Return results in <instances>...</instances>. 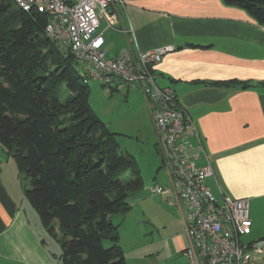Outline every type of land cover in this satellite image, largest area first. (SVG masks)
Instances as JSON below:
<instances>
[{"label":"trees","instance_id":"trees-1","mask_svg":"<svg viewBox=\"0 0 264 264\" xmlns=\"http://www.w3.org/2000/svg\"><path fill=\"white\" fill-rule=\"evenodd\" d=\"M224 2L264 25V0ZM48 21L37 9L0 0V142L28 178L25 195L43 227L60 243L57 264H128L112 215L131 210L130 197L144 190L164 194L153 190L160 184L146 187L135 155L93 109L80 63L48 36Z\"/></svg>","mask_w":264,"mask_h":264},{"label":"crops","instance_id":"crops-1","mask_svg":"<svg viewBox=\"0 0 264 264\" xmlns=\"http://www.w3.org/2000/svg\"><path fill=\"white\" fill-rule=\"evenodd\" d=\"M115 6L117 29H107L105 21L101 29L109 55L130 48L173 47L155 67L157 83L174 89L196 125L199 139L191 135L189 141L211 160L214 175L206 183L213 194L218 199L222 193L249 199L252 230L243 241L263 239L264 85L260 82H264V25L224 0H123ZM229 80L255 85L244 89L209 84ZM120 84L128 89L127 97L142 98L144 113L151 117L144 93L129 92L122 82L115 85L117 90ZM11 159L1 144L0 264H55L45 245L46 230L27 201L21 172ZM163 169L170 182L169 172ZM150 186L148 182L146 187ZM172 225L175 228L176 222ZM175 231L170 232L168 251L184 254L187 234Z\"/></svg>","mask_w":264,"mask_h":264},{"label":"built area","instance_id":"built-area-1","mask_svg":"<svg viewBox=\"0 0 264 264\" xmlns=\"http://www.w3.org/2000/svg\"><path fill=\"white\" fill-rule=\"evenodd\" d=\"M15 2L26 11L48 14L46 33L75 54L84 79L97 78L112 87L122 82L144 93L170 178L169 185H156L153 190L180 212L188 237L184 254L190 264H262L264 239L242 240L252 230L249 199L225 193L218 199L213 194L206 183L214 175L211 160L189 141L191 135L199 139L196 125L174 89L157 83L155 67L173 47L130 48L110 56L101 26L105 21L107 29H117L115 5L123 0Z\"/></svg>","mask_w":264,"mask_h":264},{"label":"rangeland","instance_id":"rangeland-1","mask_svg":"<svg viewBox=\"0 0 264 264\" xmlns=\"http://www.w3.org/2000/svg\"><path fill=\"white\" fill-rule=\"evenodd\" d=\"M85 80L91 89L89 97L91 106L110 129L119 134L117 139L121 149L128 150L135 155L145 185L148 182L150 185H168V176L162 166V150L159 139L157 142L158 136L151 117H146L141 106L142 98H137L136 95L134 98L127 97L128 89L123 84H120L119 90L112 91V86H104V83L97 78L87 76ZM132 91V89L129 90V92ZM10 161L15 163L13 159ZM20 174V184L26 193L29 180L24 173ZM16 178L18 179V176ZM208 184L215 190L211 181ZM27 201L29 202L28 199ZM130 203L132 208L127 213H118L111 217L112 221L119 225L120 243L124 249L127 263L190 264L187 256L186 258L182 257L184 256L182 252L175 251L176 254L172 255L167 248L170 232H173L174 229H176L175 232L178 231L179 234L186 235L180 212L169 206L161 194L145 190L133 195L132 198L130 197ZM174 218L177 221H174ZM174 222H176L175 228L172 225ZM40 224L43 227L41 218ZM164 225L167 226V229L163 228ZM46 237L45 245L50 250V260L57 264L55 255L61 253L60 243L47 232Z\"/></svg>","mask_w":264,"mask_h":264}]
</instances>
